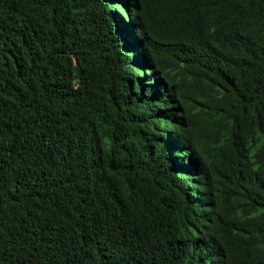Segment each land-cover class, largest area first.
Returning <instances> with one entry per match:
<instances>
[{"label":"trees","instance_id":"1","mask_svg":"<svg viewBox=\"0 0 264 264\" xmlns=\"http://www.w3.org/2000/svg\"><path fill=\"white\" fill-rule=\"evenodd\" d=\"M0 264H264V0H0Z\"/></svg>","mask_w":264,"mask_h":264}]
</instances>
